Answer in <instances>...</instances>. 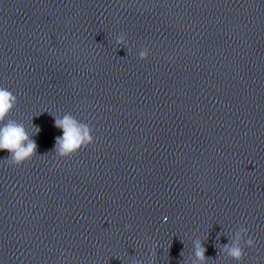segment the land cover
<instances>
[{"label":"clouds","instance_id":"9594fccd","mask_svg":"<svg viewBox=\"0 0 264 264\" xmlns=\"http://www.w3.org/2000/svg\"><path fill=\"white\" fill-rule=\"evenodd\" d=\"M123 38L117 43H122ZM141 58H146V53L142 52ZM17 104L16 96L4 87H0V150H7L10 155L6 163L11 166H20L30 161L36 155L37 145L31 138L30 133L22 122L9 119L10 113ZM57 128L63 131V135L56 138V147L54 149L59 158L70 159L81 149L87 148L94 143L91 134L92 129L86 123L78 121L73 115L65 114L62 118L55 120ZM35 127V126H34ZM36 132L39 129L36 128ZM248 229L241 226L235 233V238L230 243L225 244L222 251L236 262L243 260L244 250L241 241L247 236ZM247 247L254 246V240L248 238L244 241ZM195 256L201 262L206 264L205 249L197 243L195 245Z\"/></svg>","mask_w":264,"mask_h":264}]
</instances>
